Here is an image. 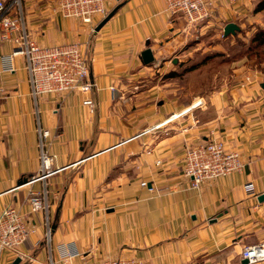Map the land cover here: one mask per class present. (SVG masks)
I'll list each match as a JSON object with an SVG mask.
<instances>
[{"label":"crops","instance_id":"crops-1","mask_svg":"<svg viewBox=\"0 0 264 264\" xmlns=\"http://www.w3.org/2000/svg\"><path fill=\"white\" fill-rule=\"evenodd\" d=\"M256 1L213 0L207 19L189 26L166 11L165 0H104L108 13L116 10L96 30L104 18L85 24L63 17L59 0H21L16 12L30 38L85 48L94 108L77 92L34 100L24 59L14 57L13 71L4 70L12 46L0 40V211L15 207L35 229L18 247L28 258L3 250L0 264L48 262L45 215L30 212V189L47 191L54 260L57 245L69 244L81 255L66 264H242V248L264 241V72L237 68L235 81L205 95L186 84L176 92L169 87L176 80L162 76L178 67L165 60L194 28L262 25ZM147 47L154 61L143 64ZM196 100L204 107L168 119ZM38 127L49 131L52 172L29 181L40 175ZM211 139L238 152L243 166L187 189L184 151ZM248 182L256 195L245 192Z\"/></svg>","mask_w":264,"mask_h":264},{"label":"built area","instance_id":"built-area-1","mask_svg":"<svg viewBox=\"0 0 264 264\" xmlns=\"http://www.w3.org/2000/svg\"><path fill=\"white\" fill-rule=\"evenodd\" d=\"M20 3L21 0H0V40L12 46L11 52L2 59L4 70L13 71V58L21 56L28 74L30 94L34 100L42 95L77 92L85 95L83 104L92 110L94 101L87 95L93 91L95 84L89 78V63L85 48L77 41L53 45L38 44L30 38L20 15L17 14L20 10ZM165 3L169 14L183 18L189 26L200 25L207 19L213 8V0H165ZM58 10L65 18H76L90 25L97 17L105 18L108 14L104 0H59ZM91 31H94V26H91ZM250 79L249 75L243 78L246 82ZM203 105L202 100H196L181 112L172 114L168 119L191 113L197 107L203 108ZM37 133L40 148V175L29 181L42 178L52 172L50 165L53 155L48 154L45 149V139L49 131L38 127ZM242 166L238 152L226 148L222 140L211 139L198 142L185 149L182 174L188 180L187 189L197 190L203 181L219 179L241 169ZM140 184L146 187L148 183L142 181ZM244 188L247 194L256 195L251 182L246 183ZM27 199L31 213L42 211L45 215L44 238L50 251L47 264H66L78 258L81 254L75 247L69 244H59L56 248L59 259H53V252L50 248L51 227L48 219L50 205L47 191L30 189ZM34 230V227L28 225L24 216L15 207L6 205L0 211V252L10 250L18 258H28L18 247ZM240 256L242 260H247L248 264L264 262V241L245 246ZM101 264L144 263L136 258H121L104 259Z\"/></svg>","mask_w":264,"mask_h":264},{"label":"rangeland","instance_id":"rangeland-1","mask_svg":"<svg viewBox=\"0 0 264 264\" xmlns=\"http://www.w3.org/2000/svg\"><path fill=\"white\" fill-rule=\"evenodd\" d=\"M262 14L264 22V13L262 12ZM255 28L249 23L242 24L234 34L227 36H223L221 28L213 25H210L207 30L203 29V31L197 27L194 28L192 31L194 33L188 36L185 45H182L176 53L172 54L171 59L168 57L165 61L168 62V66L180 64L175 67V70L180 71L182 68L202 62L205 58L207 60L204 61V65L200 66L197 73H192L187 78L174 79L176 81L170 83V89H175L177 92L179 87L185 86V84L187 88H191L195 81L200 82L202 90L210 86L220 88L238 78L236 75L237 68L243 70L249 68L251 71L264 72V62L259 63V57L252 53L255 50L247 51V46ZM207 55L210 57H207ZM241 55L247 56L236 59ZM166 71L167 69L164 72ZM162 72L160 71V73ZM238 73H241V71H238Z\"/></svg>","mask_w":264,"mask_h":264},{"label":"trees","instance_id":"trees-1","mask_svg":"<svg viewBox=\"0 0 264 264\" xmlns=\"http://www.w3.org/2000/svg\"><path fill=\"white\" fill-rule=\"evenodd\" d=\"M262 12L264 13V0H257L253 8V13L257 14V13H262ZM255 27L256 28L254 30V33L252 34L249 44L247 46L248 47L247 51L255 50V52L252 51V53H254L256 56L259 57L258 62L261 63V62H264V22L262 25H258V26L255 25ZM211 56H214V55H211ZM244 56H247V55H241L236 59L242 58ZM207 57H210V56L207 55ZM205 60H207V58L202 60V62H197L196 64H192L191 66L187 68L186 67L182 68L180 71L170 70L167 73H165L162 76V78L164 79H180V77L187 78L192 73H197V70L200 68V66L204 65ZM179 65L180 64H177V66ZM191 88L192 90L197 91L201 95H205L216 89V88H213V86H210V87H207L206 89L203 88L202 90L201 84L198 81H195Z\"/></svg>","mask_w":264,"mask_h":264},{"label":"water","instance_id":"water-1","mask_svg":"<svg viewBox=\"0 0 264 264\" xmlns=\"http://www.w3.org/2000/svg\"><path fill=\"white\" fill-rule=\"evenodd\" d=\"M116 10V8L114 10H111L106 16L105 18L97 25L96 30L100 29L101 26L103 24H105L106 21H108L110 19V17L114 14V11ZM236 30H238V26L234 23V22H229L227 23L224 28H223V35L227 36L229 34H234L236 32ZM141 61L143 64H150L154 61V57L153 54L151 52V49L149 47L145 48L142 52H141ZM262 87L264 88V84H262ZM24 183L27 182V180L23 181ZM22 183H19V185ZM258 200H264V194H261L258 197ZM19 261L17 260L15 264H17ZM242 264H248L247 260H243Z\"/></svg>","mask_w":264,"mask_h":264}]
</instances>
